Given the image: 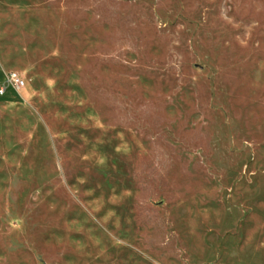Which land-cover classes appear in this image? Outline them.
<instances>
[{"label":"rangeland","instance_id":"obj_1","mask_svg":"<svg viewBox=\"0 0 264 264\" xmlns=\"http://www.w3.org/2000/svg\"><path fill=\"white\" fill-rule=\"evenodd\" d=\"M0 264H264V0H0Z\"/></svg>","mask_w":264,"mask_h":264},{"label":"built area","instance_id":"obj_2","mask_svg":"<svg viewBox=\"0 0 264 264\" xmlns=\"http://www.w3.org/2000/svg\"><path fill=\"white\" fill-rule=\"evenodd\" d=\"M25 85L24 79L17 73H9L6 75V80L0 85V94H4L7 88L12 87L16 91H20Z\"/></svg>","mask_w":264,"mask_h":264},{"label":"trees","instance_id":"obj_3","mask_svg":"<svg viewBox=\"0 0 264 264\" xmlns=\"http://www.w3.org/2000/svg\"><path fill=\"white\" fill-rule=\"evenodd\" d=\"M9 91L14 92V93L17 95V97L19 98V96H18V94L15 92V90H14L12 87H9V88H7V90L5 91L4 94H1V96L3 97V99H7V98H6V95L8 94Z\"/></svg>","mask_w":264,"mask_h":264}]
</instances>
